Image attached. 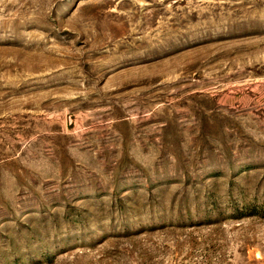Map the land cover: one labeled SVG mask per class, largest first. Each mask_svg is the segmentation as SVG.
Wrapping results in <instances>:
<instances>
[{"label":"rangeland","instance_id":"374dc122","mask_svg":"<svg viewBox=\"0 0 264 264\" xmlns=\"http://www.w3.org/2000/svg\"><path fill=\"white\" fill-rule=\"evenodd\" d=\"M0 264H264V0H0Z\"/></svg>","mask_w":264,"mask_h":264}]
</instances>
